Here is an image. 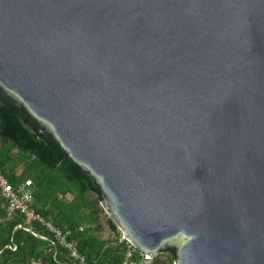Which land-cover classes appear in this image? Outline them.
Segmentation results:
<instances>
[{
  "label": "water",
  "instance_id": "obj_1",
  "mask_svg": "<svg viewBox=\"0 0 264 264\" xmlns=\"http://www.w3.org/2000/svg\"><path fill=\"white\" fill-rule=\"evenodd\" d=\"M0 96L171 264H264V0H0Z\"/></svg>",
  "mask_w": 264,
  "mask_h": 264
},
{
  "label": "trees",
  "instance_id": "obj_2",
  "mask_svg": "<svg viewBox=\"0 0 264 264\" xmlns=\"http://www.w3.org/2000/svg\"><path fill=\"white\" fill-rule=\"evenodd\" d=\"M0 172L12 184L30 179V207L53 226L71 230L69 239L84 264L120 262L124 243L116 242L119 233L112 223L107 227L113 237H102L100 196L88 177L63 157L17 106L1 96ZM17 224L30 231L15 227ZM50 240V233L38 221H28L19 213L6 220L0 197V264H81L69 256L67 249L51 245ZM173 259V251L167 249L159 252L152 264H171Z\"/></svg>",
  "mask_w": 264,
  "mask_h": 264
},
{
  "label": "built area",
  "instance_id": "obj_3",
  "mask_svg": "<svg viewBox=\"0 0 264 264\" xmlns=\"http://www.w3.org/2000/svg\"><path fill=\"white\" fill-rule=\"evenodd\" d=\"M30 179H23L15 184L10 183L0 172V197L3 201L4 218L9 220L16 213L21 214L28 221L40 222L51 235L50 243L69 251V256L75 258L79 263H83V257L76 252L73 241L69 239L71 230L69 228H58L49 222L43 220L41 216L34 213L30 204L32 202ZM15 227L30 231L28 227L17 224ZM78 230L82 229L81 225L77 226ZM33 235L35 233L31 232ZM41 239H47L45 236L38 235ZM14 249V247H11ZM153 254L143 252L134 248L127 241L124 242L123 255L118 264H152Z\"/></svg>",
  "mask_w": 264,
  "mask_h": 264
},
{
  "label": "crops",
  "instance_id": "obj_4",
  "mask_svg": "<svg viewBox=\"0 0 264 264\" xmlns=\"http://www.w3.org/2000/svg\"><path fill=\"white\" fill-rule=\"evenodd\" d=\"M99 219H100V222H101V230H100V233H101L102 237H107L108 236V237L112 238L113 235L111 234L110 230L107 227L108 224L106 223V217H105V214L103 212L100 213Z\"/></svg>",
  "mask_w": 264,
  "mask_h": 264
},
{
  "label": "rangeland",
  "instance_id": "obj_5",
  "mask_svg": "<svg viewBox=\"0 0 264 264\" xmlns=\"http://www.w3.org/2000/svg\"><path fill=\"white\" fill-rule=\"evenodd\" d=\"M88 195L90 196V198L94 197V194H92V193H89Z\"/></svg>",
  "mask_w": 264,
  "mask_h": 264
}]
</instances>
